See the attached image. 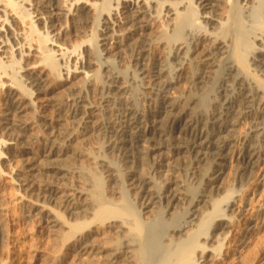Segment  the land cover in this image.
Instances as JSON below:
<instances>
[{
  "label": "bare ground",
  "instance_id": "1",
  "mask_svg": "<svg viewBox=\"0 0 264 264\" xmlns=\"http://www.w3.org/2000/svg\"><path fill=\"white\" fill-rule=\"evenodd\" d=\"M121 1L129 4L126 8L128 15L123 18V23L121 18L118 20V17L113 14L115 11H112V15L116 20L114 18L111 20L109 17L111 12L107 11L108 15L104 17L105 22L100 23L98 28L100 34L93 35L90 39L81 38L80 43H75L72 41V30L67 28L65 22L67 24L69 22L76 28L82 20L94 27L96 25L94 21L96 5L93 2L89 0H0V102L4 107L1 111L0 132L15 133L11 139L0 138V167L9 169L6 174L0 172V178L14 176L13 180L18 191L33 195L37 193L33 188V176L38 168H46L53 172V176L66 177L68 171L62 168H66L68 164L62 167L63 164L59 165V159L65 155L63 143L72 145L76 137L77 130H74L76 127L84 130L85 137L96 125V128L108 137L109 148L130 157L134 156V150L137 149L140 141L147 144L146 153L144 152L147 158L162 149L176 154L184 151L198 162L211 163L206 169L209 173L206 194L190 196L189 200H186L187 209L182 213L178 209V204L184 202L185 199L182 201L177 194H174L175 191L166 190L165 193L152 196L147 194L149 192L146 188L148 181H136L134 177L129 180L130 183L124 182L123 186L126 193L131 191L130 187L135 191L131 195L134 198L137 197L132 202L136 210L134 213L129 210L128 206L120 205L115 200L98 198L96 190L97 193L93 191L91 196L88 193L77 195L73 192H63L64 185L57 184V186H45L44 191L36 195L45 200L43 204L46 201L53 203L57 201L59 208L68 216L69 223L64 225L67 232L63 234V242L60 245L67 253L68 259L66 260L70 261L68 264H78V262H82L80 264H202L215 262L216 253L224 248L230 234L235 231L236 222L232 215L237 212V201H229L233 195L230 191L223 199L226 201L229 198L225 204V201L214 199L211 195L220 192L217 188L218 183L224 175L223 169L229 160L228 155L234 144V137L230 134L235 132L242 121L252 120L250 133L245 138V150L239 159L243 176L249 170L252 173L263 165L260 163L259 154H262L261 148L264 147L257 146L256 141L259 137H264V100L262 99L257 106L256 103L259 102L260 97L256 99V96L257 92H261L260 88L264 89V35L262 34L261 38L253 37L254 42L261 43L257 48L253 46L254 42L246 41L256 54L260 55L252 60L250 71L253 74L251 75L253 82L251 79L248 81L238 72V65H244L243 60H239L237 64L233 59L236 52L234 40L225 36L226 30L220 31V27H224L226 23L214 13H201L202 7L198 4L199 0L173 1L174 3L167 5L169 10L165 15L170 19L168 22L170 26H167L173 31L183 26L184 14L188 10L193 13V22L201 19L205 22L191 33L190 44L189 42L181 43L187 50L185 56L181 57V49L174 53L173 58L178 61V69L174 71L170 82L162 83L166 74L163 65L154 64L153 68L146 70L145 64L141 63L136 67L137 70L132 71L133 78L147 79L146 89L151 94L160 92L159 104L154 107L155 115L144 116L135 109V106L127 103L125 109L118 112L116 116L114 115L116 118L110 116L108 121L97 124L93 121V117L99 111L97 105L88 104L84 95L86 89L89 93L99 92V86L96 84V80L101 78L99 73L101 72L106 80L101 86L104 108L109 107L110 100L114 101L115 98L118 99L127 92V82L125 83L118 74L111 72L112 62L108 57L113 53L110 43L117 42V38H120L121 31H123L122 29L118 31L119 29L116 30V28L120 24H125L134 31L150 28L149 22L143 21L142 18L146 14V9L147 11L150 9L147 7L150 1L118 0L117 8L121 6L118 3ZM205 1L209 4L204 6L203 10H212L214 6L210 2H218V0ZM238 2L240 0H237L236 6L242 9L243 13L251 12V10H257L260 13V10H264V5L258 0H241L239 4ZM257 2L259 5L255 4L257 6L254 7V3ZM153 4L159 5L155 2ZM79 8L82 12L80 16H77ZM73 9H75V14L72 13ZM118 13L120 15V12ZM75 28L72 29L75 30ZM161 32L160 36H164L165 34L161 35ZM241 51L242 49H239V52ZM23 61L24 67L20 68V80L18 81L16 79L18 72H15L13 67ZM216 67L223 70L224 75L218 86V98L214 100L213 112L208 118L197 117L201 100L191 93L181 97L177 94L175 96L176 89L188 75L197 85L202 84L203 80L208 77L207 75L212 73L211 69ZM199 69L201 71L197 74ZM88 70H93V72ZM58 80L61 85L67 86L72 91L68 99L58 101L52 97L54 93L52 84ZM81 80L84 81V87L77 88L75 83ZM134 81L136 82L135 78L133 83ZM231 82L235 87L233 96L227 94L230 93ZM254 84L255 87L256 85L259 87L257 92H255L257 89L253 91ZM28 111L35 114L36 118L42 119L41 121L48 122L50 126L58 127L56 132L53 130L52 133L45 134L43 131L44 134L41 132L40 136L37 135L38 140H43L45 141L43 143L47 144V147L44 144L46 149L40 156L33 150H25L22 153L19 151L20 148H16V142L19 139H26L27 133L35 127L32 120L28 122L20 119L21 115ZM50 113L54 117L49 116ZM149 124L152 127L147 133L142 127ZM3 149L8 150V153ZM72 156L75 157L74 159L81 158L76 151L72 153ZM101 158V161L105 162L104 157ZM79 167L85 169V167ZM100 178L97 174L94 175L92 185L94 184L96 189L97 186L99 189L102 182ZM199 197L203 199L199 200ZM155 206L160 211L158 219L164 222V231L159 233L154 232L155 229L153 233L145 230L156 220L149 219V214L156 209ZM37 209L51 219L53 229L58 228L61 222L58 219L61 216L60 213L54 215L45 205H39ZM215 220L216 227L210 235H206V231L210 229L209 223ZM204 234L207 236V242L215 240L216 248L206 246V242L199 243V238ZM196 251L200 254L197 255Z\"/></svg>",
  "mask_w": 264,
  "mask_h": 264
},
{
  "label": "rangeland",
  "instance_id": "2",
  "mask_svg": "<svg viewBox=\"0 0 264 264\" xmlns=\"http://www.w3.org/2000/svg\"><path fill=\"white\" fill-rule=\"evenodd\" d=\"M89 1L96 5L94 9V21L96 25H94V27L81 20L77 24L78 27L76 26V29L75 27L71 26L69 22L68 24L65 22L66 26H68L67 28L72 30V41L75 43H80L81 38L90 39L91 36L93 37V35H99L100 32L98 31V28L100 23L102 24L105 22L106 19H104V17L105 15H108L107 11L111 12L109 14L111 20L112 18L115 19V15L118 17V20L120 18L122 19V23L124 22L123 18L128 15V10L126 9L129 5L128 3H122V1L118 2L121 4V6H118L119 8H117L118 0ZM148 1L150 2H148V6L147 4L146 6L150 9H148L149 11L146 9V14L142 18L143 21L147 23L149 22L148 24L150 28L143 31H134V29H129V26L120 24L116 30L119 29L118 31H121L122 29V34L120 33L122 36L120 35V38H117V42L110 43L112 44L110 49L113 51L111 54L112 56H108L109 60L112 62L111 72L118 74L125 83L127 82V92L125 95H119L121 98H115L114 101L110 100V104L108 105L109 107L104 108V95L101 86L106 80L101 72L99 73L101 74V78L99 77V79L96 80V84L99 86V92L89 93L87 92V89L85 90V101L88 104H92L94 106L97 105L99 110L97 112L98 114L93 117V121L97 124L108 121V119L114 115L116 116L118 112H120L122 109H125L127 103H131L133 106H135V109L139 110L144 116H147L148 114L155 115V113H153L156 112L154 107L159 104L158 102L160 100V92L157 94H151L150 91L146 89L147 79L140 80L141 77H137V79L134 77L136 82L134 81L133 83L134 78L132 76V71L137 70L136 67L141 63L145 64L146 70L153 68L154 64L163 65L165 66L164 69L166 74L162 79V83L170 82L173 79L174 71L178 69V61L173 58L174 53L178 52V49H181V57L185 56L184 54L187 50L185 49V45L181 43L189 42L190 44L191 33L198 29L199 25L205 22L204 19L193 22V13L188 10L186 14H184L186 23L184 22L181 28L173 31V29L169 27L170 25L168 22L170 19L165 17V15L167 10H169L167 5H171L173 1L177 2L178 0ZM153 2L156 4L158 3L159 5L155 6ZM240 2H238V4ZM258 2L264 5V0H258ZM258 2L254 3V7L259 5ZM210 3L212 6H214L213 9L203 10V7L207 6L209 2H206L205 0H199L198 4L202 7L200 12L208 14L214 13L215 15L219 16L218 18L220 20L226 23L224 27H220V31L226 30L227 33H224L225 36L228 39L232 38L234 40L236 52L234 51L235 55L233 53V59L235 62L237 64H239V62L242 60L244 62V65H238V72L243 78L247 79L248 81L251 79L253 82V77L251 76L253 74L250 71V69L252 70L251 63L252 60H254L253 58H256L260 55L256 54L255 50L251 47V45L249 46L246 41L253 43V37L261 38L262 34L264 35V10H260V13L257 10H251V12H247L248 14L246 12L243 13L242 9L237 8L236 6L237 0H218V2L215 1ZM142 4L143 3H141V5ZM153 5L156 7V9ZM112 11L115 12L113 13ZM81 12L82 9L79 8V12L76 13L77 16H80ZM118 12H120V15ZM72 13L75 14V9L72 10ZM112 13L114 15H112ZM173 18H171V20ZM72 28H75L76 31ZM210 29L212 30V28ZM160 30L164 31V36H160ZM234 31H236V33ZM163 33L161 35H163ZM247 38H249V40ZM253 44V46L256 48L261 45L259 41H256ZM239 49H242V51L239 52ZM72 63L73 62H71V64ZM21 67H24V61L22 63L19 62L18 65H14L13 67V70L18 72L16 77L18 81L20 80L19 73ZM211 70L212 73L207 75L208 77L203 80L202 84L197 85L191 81V76L188 75V77L183 80L176 89L175 96L177 94L178 97H181L185 96V94L187 95L191 93L201 100V106L197 110V117L202 116L203 118V116H205V118H208L209 115L212 114L211 112H213L215 106L214 100L218 98V86L222 81L224 72L218 67ZM88 71L93 72V70ZM200 71L201 70L199 69L196 73L199 74ZM195 77L196 76H194V78ZM80 82L76 81L75 85L77 88L84 87V81L82 82L81 80ZM52 86L54 89L52 97L56 100L58 99V101L68 99L70 95H72V91H70L67 86L64 87L61 85L60 80L55 81ZM61 86H63V88ZM230 86V93L227 94L229 96H233L232 94H234L235 87L233 86L232 82ZM252 87L253 91L255 89H257L255 92L258 91L259 87H257V85L255 87L254 84ZM262 90L264 91V89L260 88L261 92H257L258 94L256 93V99L260 97L258 100L259 102L256 103L257 106H259L258 103H260L262 99L264 100V92ZM2 105L3 104L0 102V126L2 124L1 111L4 109ZM49 116L54 117L52 113H50ZM115 116L113 118H116ZM35 118V114L33 115V113L30 111L21 115L20 119L22 121L29 122L32 120L35 127H33L31 132L29 131L27 133L26 136L28 138L26 137V139H19L16 142V148H20L19 151L22 153L25 152V150H33L38 156H40V154L45 151L47 144L43 143L45 142L43 140H38V136H40L41 132L43 133V131L45 134L52 133L53 130L56 132L58 127H52L48 122H44V120L41 121L42 119ZM251 122L252 120L242 121V123H240L235 129V132L230 134L234 137V144H232V149H230V154L228 155L229 160L226 162V166L223 169L224 175L218 183L217 188L220 189V192L218 194L212 193L211 195L212 198H217L221 201L226 198L229 191L233 194L230 200L228 198L226 201H237V212L232 215L233 220L236 222L235 231L230 234V236L227 234L229 238L225 242L224 248L220 249V252L216 253V261L205 262L202 264H264V148H261V146L264 147V137H259L261 142L259 141V138L256 141L257 146H259L262 150V154H259V157L260 163L263 165L259 169L252 171V173L251 170H249L246 172V175L243 176L241 166L239 164L240 155L245 150V138L247 137L248 133H250L252 127ZM151 127L152 126L150 124L143 125L142 129H145V131L148 133ZM74 130H77L75 137L76 140L74 139V141H72V145H70L71 143H63V146L65 145L63 147V152L65 151V155L59 159V165L63 164V167L64 164L67 163V167L69 166L68 168H62L65 171H68L66 176L67 178H61L57 175L53 176V172H50L46 168H38L34 172L33 176V188L34 191L37 192L36 194L43 192L44 187L47 185L57 186V184L64 185L62 187L63 192H73L77 195L79 193H88L91 196V193H93V191L95 192L96 190L99 195L98 198H109L113 201L115 200V202L119 203L120 205L128 206L129 210H132L133 213L136 210L132 205V202L135 200V198L137 199V197L134 198L131 195L134 194L135 191L132 190V187H130L132 189L129 188L131 191L128 193H126L123 189L124 182L128 183L133 177L136 181L147 180L148 184L146 188L149 189L147 194L152 196L165 193L166 190H171L173 192L175 191L174 194H177V197L181 198L182 201L185 199V203L180 202L178 204L180 213L187 209L188 203L186 200H189L190 196L192 197L195 194L199 196L206 194L209 174L206 169L211 162H198L189 154L187 155V153L184 151L176 154L167 149L157 151L153 154V156L147 158L145 155L147 144H145L144 141H140L137 144V149H135L136 151L134 150V156L130 157L109 148L108 137L98 128H96V125L94 126V129L92 127L90 132H88V135L85 137L83 135V129L76 127ZM12 136H15V133L13 134L12 131L6 133L4 131L0 132L1 139H11ZM156 140H158V138H156ZM73 143L76 144L74 145ZM3 151L8 153V150L3 149ZM75 151L76 153L78 152V154H80L81 158L76 157V159H74L75 157L72 156V153ZM102 156L104 157L103 160L107 163L101 161ZM108 164L112 167L106 166ZM79 166L85 167V169L80 168ZM8 171V168L2 169L0 167V172H5L6 174ZM96 174L99 178L101 176L100 179L102 182L99 186V189L98 186L96 189L94 184L92 185V183H94V175ZM13 178L14 176L11 177V175L0 178V264H68L70 261L66 260L68 259L67 253L64 251L63 247L60 246L63 242V234L67 232L65 231L66 229L64 227L69 223L68 216L61 208H59L56 203L57 201L54 203L46 201L45 204H43L45 200L36 194L30 195L24 194L25 192L18 191L17 185ZM97 192H95V194ZM236 196L239 197L237 198ZM202 199L203 197H199V200ZM37 205H45V207L52 211L54 215H57L58 213L61 214V216L58 217L59 222H61L59 223L58 228H56L57 230L55 228L53 229L50 218H47L45 214H41L39 211H37L39 210L37 209ZM155 208L156 209H154V212L149 214V219L151 221L155 219L156 220L153 222V225L149 227L147 226L145 230L147 229V232L153 233L155 229L154 232L159 233L160 231H164V222L158 219V217H160L158 215L160 211L156 206ZM156 210L158 211L156 212ZM227 214L231 215V213ZM209 225L208 227L210 229L206 231V235H210L212 233L217 225L216 220L210 222ZM206 235L204 234L201 236V238H199L200 240L198 239L199 243L203 244L206 242V246H212L216 248L217 245L215 244V240H212L210 243L207 242ZM184 239H186V237H184ZM196 241L194 243H196ZM64 253L67 257L64 256ZM196 254L199 255L200 253L197 252ZM197 258L198 257H196V259ZM80 263L82 262H78V264Z\"/></svg>",
  "mask_w": 264,
  "mask_h": 264
}]
</instances>
